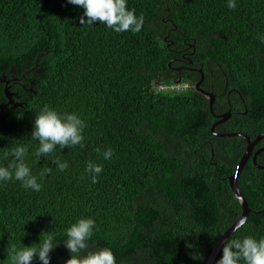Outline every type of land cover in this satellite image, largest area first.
I'll use <instances>...</instances> for the list:
<instances>
[{
  "label": "trees",
  "instance_id": "1",
  "mask_svg": "<svg viewBox=\"0 0 264 264\" xmlns=\"http://www.w3.org/2000/svg\"><path fill=\"white\" fill-rule=\"evenodd\" d=\"M127 6L144 17L138 33L81 24L83 8L68 0H0V75L2 67L21 69L26 61L43 68L32 76L33 92L23 93L24 107L0 113V157L27 145L26 162L42 184L38 192L15 179L0 186V264H10L12 244L31 246L47 234L58 243L50 264H65L66 229L81 217L96 220L89 250L109 247L117 264H206L242 216L229 176L246 140L215 136L210 99L178 89L179 74L168 73L180 67L169 66L182 59L176 51L195 43V54L214 65L219 80L213 90L205 87L216 96L214 113H232L215 131L262 134L264 0H237L235 9L227 0H128ZM188 71L180 81L193 85L199 77ZM232 88L237 92L229 95ZM45 104L85 120L83 147L57 145L36 158L31 132ZM107 148L114 152L104 160ZM53 157L68 168L60 171ZM89 161L103 165L96 182L86 171ZM257 162L264 165V154ZM45 167L52 172L40 179ZM238 184L251 213L230 238L264 237V170L250 161ZM221 256L222 249L216 260Z\"/></svg>",
  "mask_w": 264,
  "mask_h": 264
},
{
  "label": "clouds",
  "instance_id": "2",
  "mask_svg": "<svg viewBox=\"0 0 264 264\" xmlns=\"http://www.w3.org/2000/svg\"><path fill=\"white\" fill-rule=\"evenodd\" d=\"M68 3L83 8L80 17L81 24L93 25L96 21L104 23L115 32L131 31L138 33L144 25L143 15L137 16L135 9H130L128 0H68ZM227 7L235 9L237 0H227ZM264 42V36L260 37ZM184 85L185 89L188 84ZM184 90V89H183ZM85 120L75 112H61L43 105L39 113L35 115L31 140L38 141L35 150L37 159L48 157L55 152L57 145L60 149L65 146L80 145L83 147ZM99 151V149H97ZM29 147L23 143L16 144L2 153V159L9 160L7 165L0 163V186L4 182L15 179L21 182L25 190L40 191L42 184L38 182V176L33 174L30 165L26 162ZM114 150L107 148L102 155L104 160L113 156ZM10 158V159H9ZM55 166L64 171L68 168L66 161L53 157ZM86 171L91 174L92 181L96 182L98 174L103 171V165L89 161ZM52 168H42L39 178L43 179L51 174ZM96 220L92 217H81L66 229L67 239L63 244L70 251L71 256L65 264H117L115 254L109 247H101L89 250V240L96 229ZM55 237L51 234L44 235L39 243L31 246L12 244L9 249L10 264H31L34 258H38L42 264H50L51 251L57 246ZM215 264H264V237L257 239L255 236L246 235L243 238H227L222 247V256Z\"/></svg>",
  "mask_w": 264,
  "mask_h": 264
},
{
  "label": "flooded vegetation",
  "instance_id": "3",
  "mask_svg": "<svg viewBox=\"0 0 264 264\" xmlns=\"http://www.w3.org/2000/svg\"><path fill=\"white\" fill-rule=\"evenodd\" d=\"M196 48L197 47L195 43H189L185 41V47L181 50L176 51L175 54L181 56L182 59L179 60V57H177L176 59L172 60L169 65L171 66L172 63H175V64H180V67H173L171 72L168 73V75L179 74L180 76L179 80L182 81V76H183L182 71L184 68H187L189 70L188 72H190L189 75L191 77L193 78L199 77L197 80H193V85L191 84L188 85V89L194 88L197 92H199L198 89H200L210 93V91H208L207 88L213 90L215 86L219 85V80L217 78V73L215 71L216 69L214 70V65L210 61L205 60V58L201 60L200 54H195ZM191 59H193V61H190ZM185 64H189V66L185 67ZM1 69L3 73L0 75V84L3 92L2 94H0V105H6L4 110H9V109L16 110L18 108H23L25 104V101L23 99V93L29 94L33 92L32 87L35 85V80L32 78V76L36 75L37 73H42L43 68H40L38 63H35L33 66H31V62L26 61L21 69L16 65H11V69L8 71H6L4 67H2ZM204 71L208 73V76L205 74ZM27 83L30 84V86H28ZM229 84H230L229 80L225 78V90L229 87ZM233 92L235 93L237 91L234 88H232L229 91V95H231ZM201 94L204 95L203 93ZM242 102L243 105H241V107H245L243 114L247 115L248 109L246 107L245 101L243 100ZM0 113H2V111H0ZM217 115H221V114H217ZM214 119L215 120L211 126V131L213 125L219 121L216 117H214ZM220 125L221 124L216 126V128H218ZM258 137L259 135L255 139H251V137L249 138L251 142H255ZM246 143H247L246 144V148H247L248 146L247 140ZM259 151H260L259 156L264 154V138L255 144V147L252 152V157L250 158L249 162L253 160V156ZM258 165L264 166L260 164ZM254 166L259 170H264L262 168H258L256 165Z\"/></svg>",
  "mask_w": 264,
  "mask_h": 264
},
{
  "label": "water",
  "instance_id": "4",
  "mask_svg": "<svg viewBox=\"0 0 264 264\" xmlns=\"http://www.w3.org/2000/svg\"><path fill=\"white\" fill-rule=\"evenodd\" d=\"M177 82L180 83L181 81L179 80ZM198 91L203 93L205 96H207L210 99V101H209L210 111H211L212 115L219 120L216 124L213 125L212 133L217 137H223V138H225V137H242V138L246 139L248 142V146L246 148V151L244 152L242 158L240 159V162L238 163L237 167L235 168V171L229 176L230 188L233 192V195L237 198V200L239 201V203L242 207V216L229 229L226 230V232L216 241L215 245L213 246L210 257H209L206 264H214L218 254L220 253V251L223 247V243H224L225 239L230 238L231 235L247 221V219L251 213V209L248 205V202L239 189L238 181H239V178H240L244 168L246 167L247 163L249 162L250 158L252 157V152H253V149L255 147V144L264 138V133L259 135V137L257 138V140L255 142H251V140L248 136L241 134V133H231V134L216 133L215 132L216 126H218L219 124L227 122L232 117V113H231V111H229V112L221 114V115L215 114L214 110H213V106H214V103L216 100V96L213 93H209V92L204 91V90L198 89ZM5 107H6V105H0V111H3L5 109ZM259 153H260V151L257 152L253 156L252 161H253V164L256 165L258 168L264 169V166H259L257 164V158L259 156ZM212 157H213V155H212ZM31 264H42V263L33 262Z\"/></svg>",
  "mask_w": 264,
  "mask_h": 264
},
{
  "label": "built area",
  "instance_id": "5",
  "mask_svg": "<svg viewBox=\"0 0 264 264\" xmlns=\"http://www.w3.org/2000/svg\"><path fill=\"white\" fill-rule=\"evenodd\" d=\"M176 87H177L178 89H180V90L185 89V86H184V85H180V87L176 85Z\"/></svg>",
  "mask_w": 264,
  "mask_h": 264
}]
</instances>
